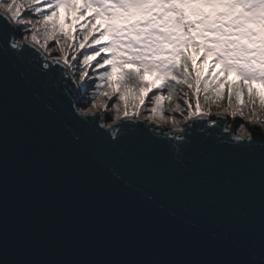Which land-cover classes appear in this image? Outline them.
Here are the masks:
<instances>
[{
    "label": "snow or ice",
    "instance_id": "1",
    "mask_svg": "<svg viewBox=\"0 0 264 264\" xmlns=\"http://www.w3.org/2000/svg\"><path fill=\"white\" fill-rule=\"evenodd\" d=\"M61 5L0 0V264H264V120L183 47L264 80V0H83L82 59Z\"/></svg>",
    "mask_w": 264,
    "mask_h": 264
},
{
    "label": "rangeland",
    "instance_id": "2",
    "mask_svg": "<svg viewBox=\"0 0 264 264\" xmlns=\"http://www.w3.org/2000/svg\"><path fill=\"white\" fill-rule=\"evenodd\" d=\"M83 3V0H75L74 4L77 5V7H73V10L70 9H66L63 10L62 8H58L57 11V16L54 17L53 19L55 20V22L63 27V24H69V26L71 27L72 32L75 30L76 34L80 33L79 36H77L75 34V36L70 35V39L72 42L79 44L80 42H84L85 40V36H88V33L91 32V36H88V40L86 42V46L83 49H79V51L77 52V55L82 59V54H92V50L96 49L99 50V45H92L91 48L87 47L88 44H91V41L93 39V37H95L97 40H99L101 42V40H103L102 35H101V30L99 28V16L95 17V19L93 20H89V17H91L93 15L94 12V8H87L84 10H80L79 9V5ZM99 57H97V60ZM191 62L193 63V65L195 66V69L198 68L199 65V60L195 59L194 57H191ZM211 64V71H212V76L215 79L217 75H220L221 78V82L223 84V87H221L219 84L217 85V88L220 89L221 93H222V99L220 100V106L217 107L215 105L211 106V111L213 110H218L221 111L223 110L222 108H228L229 111L227 112L228 114L231 113L232 110H242L245 112L246 115L250 114L251 112H253L255 109V106H258L260 103L261 99H264V81L262 80L259 85H258V91L260 94V99L257 98L256 96V92L255 89H257V87H255L254 83H253V79H244L242 80L241 77H239L237 79V82L240 84L241 86V90L243 95L247 94L248 95V101L246 104H241L240 102H235L236 104H229V103H225L226 100L225 98L227 97V93H228V88H227V83L228 82V77H229V70L226 73H222L221 69L222 66L217 64L215 62V60H210L209 61ZM95 62H93L94 64ZM126 67H133L132 64H127L125 65ZM90 73H91V69H89ZM226 76V80L224 79V77ZM144 79L147 80H152L153 81V85L156 83H159V80L157 77H155L153 74H151L150 71H146L144 73ZM226 83V86H225ZM184 91H187V89L185 88ZM178 98H181L179 92H178ZM201 103L203 104V102L201 101ZM262 118L264 119V113L261 112L259 110ZM167 114V113H166ZM236 119H240L239 117H237ZM243 122V121H241ZM229 123H231L229 121Z\"/></svg>",
    "mask_w": 264,
    "mask_h": 264
},
{
    "label": "trees",
    "instance_id": "3",
    "mask_svg": "<svg viewBox=\"0 0 264 264\" xmlns=\"http://www.w3.org/2000/svg\"><path fill=\"white\" fill-rule=\"evenodd\" d=\"M74 0H72L73 2ZM60 8H62L63 10H66V9H70L72 10L73 7L72 6H67V5H61ZM206 11H208L209 9H205ZM154 11H159L158 9L157 10H154ZM169 15H172V14H169ZM109 18L107 16H99V24H101L103 26V29H104V34L105 36L107 37L108 39V42L109 40L111 39V31L109 30L108 32H105V29L108 28V24H109ZM66 32L69 33V24H63V27H62ZM208 35H212L211 33H208ZM198 41L200 43H203V40L202 38H198ZM184 49L186 50L187 54L191 57H194L196 54L198 53H202V55H204V49L202 47H197L196 44H186L183 46ZM106 56V55H105ZM215 60L213 54H208L207 55V58L206 59H202L198 65V68L196 69V71L198 72V74L201 76V77H209L210 78V81L213 80V76H212V71L206 73L205 75L203 74V68H204V63L207 62V61H210V60ZM215 62L219 65L222 66L221 62L215 60ZM213 69V68H212ZM211 69V70H212ZM151 74H153L155 77H157V74L153 71H150ZM240 77L239 73L237 71H235L234 69H229V77H228V82L227 83V88H228V92H229V87L232 86L233 87V91H234V95L232 96L231 98V103L233 104H236L235 102H240L241 104H246L247 101H248V95L245 94L243 95L242 93V90H241V86L240 84L237 82V79ZM209 81V82H210ZM262 80L260 79H256V78H253V83L255 85V87H257V89H255V92H256V97L259 98L260 97V94H259V91H258V85L259 83L261 82ZM264 81V80H263ZM225 86H226V83H225ZM217 87V86H216ZM214 93H210V95H212ZM260 99V98H259ZM226 102L225 103H229V97H228V93H227V97L225 98ZM261 102H264V99H261L260 100V104ZM260 104L257 106L258 108H260L261 111L264 112V109H262L260 107Z\"/></svg>",
    "mask_w": 264,
    "mask_h": 264
},
{
    "label": "bare ground",
    "instance_id": "4",
    "mask_svg": "<svg viewBox=\"0 0 264 264\" xmlns=\"http://www.w3.org/2000/svg\"><path fill=\"white\" fill-rule=\"evenodd\" d=\"M144 80L147 81V82L149 83V80H147V79H144ZM254 111H255L256 115L259 116V118H260L261 120H264V119L262 118V116H261V114H260V112H259L258 110H254ZM212 113H213V114H216V113H219V112H218V110H213ZM221 113H222V112H221ZM223 114H224V115H227L228 117L231 116V115L228 114V113H224V112H223ZM251 114H252V112H251L250 114H248V115H251ZM229 118H230V117H229Z\"/></svg>",
    "mask_w": 264,
    "mask_h": 264
},
{
    "label": "water",
    "instance_id": "5",
    "mask_svg": "<svg viewBox=\"0 0 264 264\" xmlns=\"http://www.w3.org/2000/svg\"><path fill=\"white\" fill-rule=\"evenodd\" d=\"M229 121H232V118H229ZM158 211L162 212V213H166L167 212V206H165V208L163 209H159Z\"/></svg>",
    "mask_w": 264,
    "mask_h": 264
}]
</instances>
